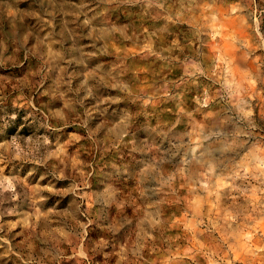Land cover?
I'll list each match as a JSON object with an SVG mask.
<instances>
[{"label":"rangeland","instance_id":"obj_1","mask_svg":"<svg viewBox=\"0 0 264 264\" xmlns=\"http://www.w3.org/2000/svg\"><path fill=\"white\" fill-rule=\"evenodd\" d=\"M0 264H264V0H0Z\"/></svg>","mask_w":264,"mask_h":264}]
</instances>
